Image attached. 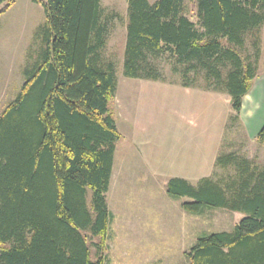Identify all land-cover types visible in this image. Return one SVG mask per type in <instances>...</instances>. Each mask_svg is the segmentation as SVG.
Segmentation results:
<instances>
[{
	"label": "trees",
	"instance_id": "1",
	"mask_svg": "<svg viewBox=\"0 0 264 264\" xmlns=\"http://www.w3.org/2000/svg\"><path fill=\"white\" fill-rule=\"evenodd\" d=\"M17 0H0V16ZM126 0L122 75L182 88L199 83L229 98L240 123L256 77L245 39L258 56L264 0ZM45 22L23 83L0 113V264H105L111 213L106 203L116 142L109 109L116 90L112 62L100 51L107 22L100 0H32ZM264 141V125L256 135ZM214 167L233 174L192 184L172 177L165 190L202 215L226 209L245 216L232 231L201 234L184 252L188 264H264V165L234 152ZM90 199H89V197Z\"/></svg>",
	"mask_w": 264,
	"mask_h": 264
},
{
	"label": "rangeland",
	"instance_id": "2",
	"mask_svg": "<svg viewBox=\"0 0 264 264\" xmlns=\"http://www.w3.org/2000/svg\"><path fill=\"white\" fill-rule=\"evenodd\" d=\"M100 5L107 22L106 44L100 56L104 63L114 64L116 90L109 109L122 136L115 145L106 195L111 220L105 264H188L184 252L201 234L230 232L245 214L226 209H205L202 215L184 212L181 203L188 199L172 198L166 193L165 184L171 173L177 175L179 168L199 169L192 184L203 177H227V172L233 174L232 170L225 172L214 167V157L228 152L245 157L255 165H264V141L249 137L241 121L230 123L231 112L227 105L224 124L214 137L217 152L209 157L210 136L218 128L223 98L228 96L207 90L199 82L196 87L182 88L170 75L166 63L162 64L166 82L125 78L122 62L126 0H100ZM186 7L188 16L194 20L193 0H187ZM44 22L41 5L32 0H17L0 16V113L23 83L21 71L27 61L35 57L39 47L35 34ZM258 36L257 58L250 36L245 39L244 54L253 62L256 59V74L262 75L264 39ZM193 98H221V105L211 100L201 102L208 114L203 120L197 112L187 113L179 108L183 105L194 109ZM176 105L184 121H196L199 126L185 129ZM245 113L251 111L245 110ZM190 143H197V151ZM174 169L176 172L172 171Z\"/></svg>",
	"mask_w": 264,
	"mask_h": 264
},
{
	"label": "crops",
	"instance_id": "3",
	"mask_svg": "<svg viewBox=\"0 0 264 264\" xmlns=\"http://www.w3.org/2000/svg\"><path fill=\"white\" fill-rule=\"evenodd\" d=\"M147 1H148V3L152 4L156 0H147ZM259 35H260V38L264 39V22L260 28ZM193 99L196 102V104L194 105V109H189L188 107L184 108L183 105L182 106L179 105V108L182 107V111L186 110L187 113L197 112V116L199 118L202 117L203 120H204V117H207L208 114L206 113V110H204L201 107V104H200L201 102H206L208 100H211L213 102H219L221 105V98H193ZM181 100H186V98H181ZM223 101H224L223 111H221V116L219 117V120L217 122L218 128L216 130H213L211 133L213 135L210 136L212 138V140H211V148H210L209 157L212 155V153L214 155V152H217V145L215 146L214 137L217 136V134H218L217 131H218V129H220V127L223 126L225 116H227V114H228L226 108H227V105H229L230 98L229 97L223 98ZM189 107L190 108L193 107V104ZM177 108L178 107L176 105V111L179 113V116L181 115L182 117H184L182 115V113H180V111ZM245 110L246 111L250 110L251 113L250 114L245 113ZM174 115L176 116V113ZM181 116H180V118H181L180 120L182 121L181 124H182V126L185 127V129H188V128L194 129V127H195L194 125L199 126V123H197L196 121H192L193 123H191V120L184 121L185 119H183ZM198 121H200V120H198ZM240 121L243 124V126L246 130V133L249 137L256 136L257 133L259 132L260 128L264 125V73L262 75H256V77L253 81V85H252L251 90L243 98L242 107H241V111H240ZM193 135L194 134L191 135L192 138L194 137ZM192 141H193V139H192ZM190 144H192V143H190ZM191 147H192V149L195 148L196 151L198 149L197 143L192 144ZM214 160H215V157H214ZM112 168H113V164H112ZM172 171L176 172L175 169ZM177 171H178L177 175H173V173H171V176L168 178V180L172 177H178V178L185 179L186 181L192 183V181L195 180L194 178H196V176H198V174H199V169L196 170V168H195V170L193 169V170H188V171L185 169L182 170L181 168H179V169H177Z\"/></svg>",
	"mask_w": 264,
	"mask_h": 264
}]
</instances>
